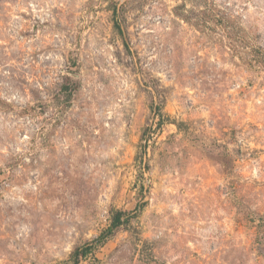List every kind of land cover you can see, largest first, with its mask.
Instances as JSON below:
<instances>
[{
    "label": "rangeland",
    "instance_id": "rangeland-1",
    "mask_svg": "<svg viewBox=\"0 0 264 264\" xmlns=\"http://www.w3.org/2000/svg\"><path fill=\"white\" fill-rule=\"evenodd\" d=\"M0 264H264V0H0Z\"/></svg>",
    "mask_w": 264,
    "mask_h": 264
},
{
    "label": "trees",
    "instance_id": "trees-1",
    "mask_svg": "<svg viewBox=\"0 0 264 264\" xmlns=\"http://www.w3.org/2000/svg\"><path fill=\"white\" fill-rule=\"evenodd\" d=\"M123 216L122 213H118L117 216L114 218V227H118V225L121 224V217ZM91 246H87L86 248H81L75 252V259L81 256H86L89 250L91 249ZM74 257V256H73Z\"/></svg>",
    "mask_w": 264,
    "mask_h": 264
}]
</instances>
